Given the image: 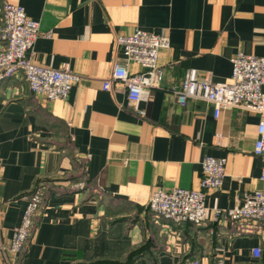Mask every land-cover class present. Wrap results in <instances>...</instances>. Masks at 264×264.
Masks as SVG:
<instances>
[{"label":"crops","instance_id":"obj_1","mask_svg":"<svg viewBox=\"0 0 264 264\" xmlns=\"http://www.w3.org/2000/svg\"><path fill=\"white\" fill-rule=\"evenodd\" d=\"M38 22L27 56L81 75L65 97L46 100L23 77L0 80V264H264V228L240 231L228 217L180 226L148 207L156 189H197L205 156L225 159L209 210L264 191V156L253 152L258 115L237 107L217 117L204 100L183 105L174 91L188 70L226 81L231 56L264 55V0H0ZM168 36L158 55L159 86L138 107L121 83L104 90L113 62L129 72L118 35ZM43 198L23 248L10 250L27 196ZM260 248L254 257L252 249Z\"/></svg>","mask_w":264,"mask_h":264},{"label":"built area","instance_id":"obj_2","mask_svg":"<svg viewBox=\"0 0 264 264\" xmlns=\"http://www.w3.org/2000/svg\"><path fill=\"white\" fill-rule=\"evenodd\" d=\"M38 22L29 18L23 7L3 2L0 17V80L23 77L29 89L46 100L66 96L72 85L80 81L81 75L70 69L53 68L34 63L28 56L38 36ZM116 42L123 49L125 59L132 60L141 71L131 73L119 62H113L110 74L101 81L104 90L115 91V83H121L133 109L140 115L145 111L138 107L147 101L151 91L159 86L158 55L162 48L169 47L168 36L135 29L131 33L118 35ZM231 75L226 81L198 79L188 70L181 85L174 91L177 101L183 105L188 98L204 100L213 107L217 117L221 109L237 107L258 115L256 139L253 152L264 156V55L234 53L231 58ZM225 159L205 156L201 161V177L197 189L174 187L165 191L156 189L148 199V207L157 216L180 226L185 221L196 225L207 220L219 222L228 217L237 223L240 231L249 232L264 228V191L243 192L239 202L227 209L209 210L205 205V191L218 189L224 178ZM260 178L264 179V168ZM42 184L34 187L27 196V204L21 222L13 229L10 250L20 251L31 232L34 216L43 198ZM254 257L260 256V248L252 249ZM176 264H200L198 257L184 258ZM214 264H224L220 256Z\"/></svg>","mask_w":264,"mask_h":264},{"label":"trees","instance_id":"obj_3","mask_svg":"<svg viewBox=\"0 0 264 264\" xmlns=\"http://www.w3.org/2000/svg\"><path fill=\"white\" fill-rule=\"evenodd\" d=\"M42 182H43V180H39V181H37V182L35 183V187H36L37 185H39V184H43Z\"/></svg>","mask_w":264,"mask_h":264}]
</instances>
